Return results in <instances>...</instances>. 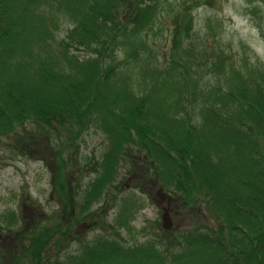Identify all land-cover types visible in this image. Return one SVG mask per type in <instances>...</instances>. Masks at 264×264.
<instances>
[{
    "label": "trees",
    "instance_id": "1",
    "mask_svg": "<svg viewBox=\"0 0 264 264\" xmlns=\"http://www.w3.org/2000/svg\"><path fill=\"white\" fill-rule=\"evenodd\" d=\"M74 1L0 0V136L29 120L68 121L71 135L84 118L82 125L98 121L112 146L104 165L117 159L123 145L138 141L155 159L156 177L185 190L186 203L200 192L210 197L217 223L214 231L186 227L172 234L163 249L152 241L135 247L104 243L68 264H264V70L258 71L260 83L249 87L238 71L230 70L229 88L232 80L234 88L216 90L211 99V93L186 91L190 79L184 68L174 79L163 77L136 95L127 76L114 80L119 65L106 59L120 33L131 48V40H141L158 17L160 3L123 0L131 16L126 24L117 0L88 6ZM208 3L195 0L192 7ZM54 9L70 16L74 27L67 37H75L77 49L88 50L84 57L70 55L67 44H48L53 39L48 22H59ZM187 93L197 97L205 114L199 129L184 105ZM105 105H117V114Z\"/></svg>",
    "mask_w": 264,
    "mask_h": 264
},
{
    "label": "rangeland",
    "instance_id": "2",
    "mask_svg": "<svg viewBox=\"0 0 264 264\" xmlns=\"http://www.w3.org/2000/svg\"><path fill=\"white\" fill-rule=\"evenodd\" d=\"M75 1L88 6L96 0ZM117 1L122 7L121 21L127 24L130 9L125 1ZM211 1L210 5L192 9L193 0H160L162 8L156 21L143 32L141 40L130 41L133 48L125 44L128 43L125 34L117 35V47L106 59L119 65L114 80L125 75L133 91L143 94L149 84L166 75L170 80L174 79L175 68H170L172 60L176 59L190 68L191 85L187 89L211 93L208 99L213 98L216 90L234 88L233 80L229 88L228 72L232 69L238 71L246 87L260 83L258 71L264 70V0ZM52 15L59 19L55 24L48 22L52 42L56 45L67 40L70 53L84 57L88 50L85 47L77 49L74 36L72 40L66 39L67 32L74 27L67 12L58 14L54 9ZM179 32L180 35L176 36ZM181 38L182 44L176 48ZM219 56L221 58L217 60L215 57ZM222 59L224 63L219 61ZM213 61L214 65H210ZM220 65L225 70H219ZM236 83L238 89L240 82ZM191 100L193 103L188 106L190 117L198 127L202 126L205 115L201 113L202 106L196 104L194 95ZM217 106L222 103L217 101ZM104 107L111 114H117V105ZM83 121L75 123L78 136L76 131L74 135L68 132V121L51 126V123L33 120L17 126L8 136H0V250L4 252L1 255L4 264H56L78 250L80 243L74 241L76 231L88 242L102 235L115 238L125 247L144 245L152 240L163 249L178 230L189 226L216 229L217 222L210 209L211 199L205 192L194 194L193 200L186 203L185 192L180 187L165 185L164 191L172 197L168 208L174 231L162 230L161 209L166 202L157 195L160 186L157 182L156 187H150L154 171L146 160L145 149L137 141L124 149L114 173L110 171L108 174L110 182L96 198L85 204L88 208L82 210L80 197L84 198L88 183L97 176V161L109 140L97 125L81 128ZM64 149L65 153L59 155ZM99 181L93 180L92 183ZM186 192L190 193L191 189ZM31 202L40 204L43 216H32L28 209L23 212V207ZM72 202L76 204L74 209L78 215L74 214ZM124 208L128 209L126 213H123ZM8 216L14 217L7 220ZM72 220H76L74 225ZM77 223L82 225L78 230ZM47 232L42 246L43 257L40 261L33 260L34 238L41 236L40 239L44 240L42 234ZM58 236L61 237L59 241Z\"/></svg>",
    "mask_w": 264,
    "mask_h": 264
},
{
    "label": "water",
    "instance_id": "3",
    "mask_svg": "<svg viewBox=\"0 0 264 264\" xmlns=\"http://www.w3.org/2000/svg\"><path fill=\"white\" fill-rule=\"evenodd\" d=\"M163 227L166 229L171 227V223L169 221V218L166 215L163 216Z\"/></svg>",
    "mask_w": 264,
    "mask_h": 264
},
{
    "label": "flooded vegetation",
    "instance_id": "4",
    "mask_svg": "<svg viewBox=\"0 0 264 264\" xmlns=\"http://www.w3.org/2000/svg\"><path fill=\"white\" fill-rule=\"evenodd\" d=\"M36 210H37V208H36Z\"/></svg>",
    "mask_w": 264,
    "mask_h": 264
}]
</instances>
